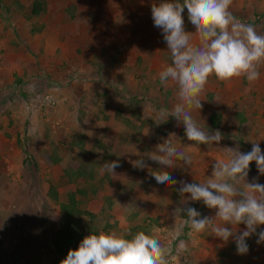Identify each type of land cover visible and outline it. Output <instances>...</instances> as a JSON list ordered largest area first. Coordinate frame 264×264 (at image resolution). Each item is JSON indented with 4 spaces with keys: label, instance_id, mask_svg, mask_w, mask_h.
Masks as SVG:
<instances>
[{
    "label": "rangeland",
    "instance_id": "rangeland-1",
    "mask_svg": "<svg viewBox=\"0 0 264 264\" xmlns=\"http://www.w3.org/2000/svg\"><path fill=\"white\" fill-rule=\"evenodd\" d=\"M0 1L21 8L16 0ZM32 1L27 0L26 18ZM229 10L237 20L253 24L257 33L264 35V0H233ZM162 39L160 31L153 43L160 55L158 58H128L126 74H102L87 81L94 82L98 90L93 108L85 110L86 105H63L55 94L44 92L43 85L37 83V90L24 98L26 112L36 116L34 125H26L29 134H21V124L13 122L10 107L0 104V264H60L67 254L58 253L53 238L64 224L60 206L68 203V194L76 189L85 194H76L80 214L72 219L77 230L71 242L73 250L91 233L115 232L126 236L133 228H139L170 249L169 264H177L182 241L187 247L184 253L187 264H264V243L257 244L255 234L246 241L248 253L238 255L231 237L225 243L210 231L195 234L181 226L183 214L176 209L186 206L182 198L172 196L165 200L158 192L156 198L146 200L139 195L151 172L161 167L147 156L163 142L162 137L175 132L178 147L193 143L187 140L182 123L178 126L174 117L155 123L159 119L154 108L170 113L178 102L176 87H164L158 79L159 72L171 62ZM18 43L23 44L30 55L34 53L30 43ZM4 53L5 49L0 47V69ZM150 61H155V65L150 69L142 68V63ZM259 71V79L251 84L243 77L227 83L209 77L205 86L209 89H204L200 96L202 108L194 109L192 115L199 127L208 132L219 130L224 138L218 144L200 145L199 151L185 147L192 165L167 169L174 179L188 181L193 171L210 176L208 170H212L215 161L226 158L227 148L249 152L252 143L258 142L264 152V65ZM22 115L25 116L22 113L18 116ZM214 116L218 126L209 121ZM107 120L116 128L113 151L119 152L126 140L130 144L127 164L114 171L115 175L100 171V165L105 163L103 154L93 148ZM146 129L148 134H145ZM47 152L52 155L47 154L44 159ZM93 156L97 158L92 166L96 173L94 180L62 182V172L68 164L89 162ZM141 157L146 167L137 168L132 161ZM249 168L248 176L258 177V183L264 181L255 162L250 163ZM196 176L193 174L191 180L195 181ZM51 186L56 190V202L49 195ZM187 206L196 208L202 216L214 217L216 212L202 202H189ZM244 228L243 224L239 225L238 233ZM260 230H264V225H260L257 232Z\"/></svg>",
    "mask_w": 264,
    "mask_h": 264
},
{
    "label": "clouds",
    "instance_id": "clouds-1",
    "mask_svg": "<svg viewBox=\"0 0 264 264\" xmlns=\"http://www.w3.org/2000/svg\"><path fill=\"white\" fill-rule=\"evenodd\" d=\"M233 0H160L151 5L153 25L161 30L171 62L158 74L164 87L175 86L178 102L169 113L153 109L160 124L171 116L182 123L189 145L177 146L175 132L162 137V143L150 152L148 159L159 164V170L151 175L159 185H176L182 197L183 208H177L183 218L181 226L192 233L210 231L212 236L227 243L231 237L238 255L249 251L247 239L257 236L256 243H264V184L247 182L250 163L255 162L257 171L264 175V152L258 142L252 143L251 151L241 152L227 148L226 158L212 164L211 175L203 182L187 183L174 179L167 169L191 167L192 158L184 148L199 151L200 145L219 143L224 137L219 130L205 131L193 118L192 111L202 108L200 96L209 77L219 82L245 78L250 84L260 77L264 65V35L258 34L254 25L243 23L229 10ZM187 9L188 21L194 31L185 30L183 13ZM199 43H191L193 36ZM149 130H145L148 134ZM139 155V153H137ZM137 168L146 167L144 158L132 161ZM120 167L114 160L100 165V171L115 175ZM187 194V196H185ZM189 202H202L208 209H216L214 217L202 216ZM243 224L245 228L237 231ZM187 247L182 241L177 252V264H187L184 253ZM170 249L160 240L141 232L132 239L118 236L115 232L89 234L76 249H69L60 264H169Z\"/></svg>",
    "mask_w": 264,
    "mask_h": 264
},
{
    "label": "crops",
    "instance_id": "crops-1",
    "mask_svg": "<svg viewBox=\"0 0 264 264\" xmlns=\"http://www.w3.org/2000/svg\"><path fill=\"white\" fill-rule=\"evenodd\" d=\"M16 1L20 9L0 1V47L5 49L0 69V104L10 107L13 122L24 129H19L21 134H29L26 125L35 123L36 116L25 110L24 98L37 90V83L43 85L44 92L55 94L63 105H86L87 110L93 108L98 92L94 82L87 81L102 74H126L128 58L151 60L160 56L153 43L161 30L151 18V5L160 0H44L45 11L30 18L25 14L27 0ZM182 15L185 30L193 32L186 8ZM19 41L30 43L34 53L30 55ZM191 43L198 44V36L194 35ZM153 65L155 61L145 62L142 68L150 69ZM19 113L25 116H18ZM128 148L119 168L127 164ZM193 172L196 180H191V175L185 182L207 179L199 171ZM254 177L248 176L247 182ZM179 187V183L159 185L150 176L139 195L146 200L156 198L158 192L165 200L172 196L182 198L176 191Z\"/></svg>",
    "mask_w": 264,
    "mask_h": 264
},
{
    "label": "trees",
    "instance_id": "trees-1",
    "mask_svg": "<svg viewBox=\"0 0 264 264\" xmlns=\"http://www.w3.org/2000/svg\"><path fill=\"white\" fill-rule=\"evenodd\" d=\"M45 8L46 3L44 0H34L30 3L27 14L29 17L38 16L45 11ZM213 118H216V116L210 118L209 121L211 125L218 126L219 122H217V119L215 120ZM115 130V126L107 120L104 129L94 140L93 148L102 152V162H111L114 160H118L121 167L124 164L123 157L129 146V140H126L119 153L113 152ZM51 153L52 152H47L43 155V158L47 159V154L52 155ZM96 159L97 158L93 156L92 160H90L89 162L76 161L72 164H68L67 167L63 169L61 176L62 182H64L65 184H70L78 179L83 181L94 180L96 177V173L93 171L92 166ZM107 174L109 173L107 172ZM49 190L50 198L54 199V201L56 202L57 195L55 188L51 186ZM95 190L96 188L93 189V192ZM77 193L85 194V192H83L81 189H76L74 192H70L68 194V203L62 204L60 206V209L64 214V224L63 227L56 232L53 238V245L60 254H67L68 250L72 249L71 242L77 234L76 226L72 221L75 215L79 216L78 214H80V211L77 209ZM106 201L110 202V199H107ZM107 205L110 206V203H108ZM86 213L89 216H92V213L90 211H87ZM138 233H141L140 229L133 228L130 235H126L123 237L126 239H132Z\"/></svg>",
    "mask_w": 264,
    "mask_h": 264
}]
</instances>
